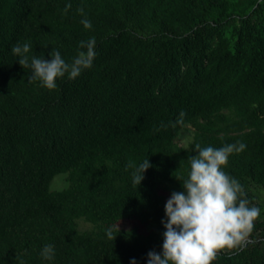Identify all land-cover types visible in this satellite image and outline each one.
<instances>
[{
    "label": "trees",
    "instance_id": "obj_1",
    "mask_svg": "<svg viewBox=\"0 0 264 264\" xmlns=\"http://www.w3.org/2000/svg\"><path fill=\"white\" fill-rule=\"evenodd\" d=\"M93 37L92 66L52 90L11 51L28 43L29 65L52 51L71 64ZM238 143L222 170L260 216L250 242L212 264H264L251 191L264 189V0H0V264H147L195 146ZM146 158L138 187L129 163ZM61 174L68 187L52 190Z\"/></svg>",
    "mask_w": 264,
    "mask_h": 264
},
{
    "label": "clouds",
    "instance_id": "obj_2",
    "mask_svg": "<svg viewBox=\"0 0 264 264\" xmlns=\"http://www.w3.org/2000/svg\"><path fill=\"white\" fill-rule=\"evenodd\" d=\"M68 7L70 5L66 6L65 12ZM78 12L83 15L82 8ZM81 23L86 29L92 27L86 18ZM95 43L94 37L81 41L80 47L86 51H80L71 64L65 62L59 51H52L50 61L32 56L29 65L31 45L28 43H17L11 51L21 66L31 67V79L41 81L44 87L52 90L57 87V78L67 74L69 79H75L92 66ZM184 115L180 113L181 119L177 123L183 124ZM245 148L244 143L227 144L218 149L195 146L197 155L189 157L190 172L181 183L184 191L173 192L165 204L167 221L161 222L166 229L162 255L149 252L147 264H212L220 252L231 253L250 242L260 209L248 206L249 201L243 198L245 193L240 183L222 170L231 154L240 153ZM129 167L134 168L133 184L139 187L143 174L151 165L146 158L138 166L130 162ZM108 237L113 239L111 229ZM54 255L52 244L43 247L41 256L44 259L52 260ZM131 264L136 261L133 259Z\"/></svg>",
    "mask_w": 264,
    "mask_h": 264
},
{
    "label": "rangeland",
    "instance_id": "obj_3",
    "mask_svg": "<svg viewBox=\"0 0 264 264\" xmlns=\"http://www.w3.org/2000/svg\"><path fill=\"white\" fill-rule=\"evenodd\" d=\"M192 133H193V128L189 125H186L185 128L179 132V135L175 139V142L179 146L186 147L187 144L191 140ZM67 187H68V181L66 179L65 174H61V175L56 176L52 180V182L50 183V188L52 190L60 191V190H63ZM251 191L256 196L257 201L264 205V189L252 186ZM77 226H78V229L82 232L91 233V232L95 231V228L92 225L84 222L83 220H79L77 222ZM122 226L126 227V228L133 227V225L129 224V223H124V224H122Z\"/></svg>",
    "mask_w": 264,
    "mask_h": 264
}]
</instances>
